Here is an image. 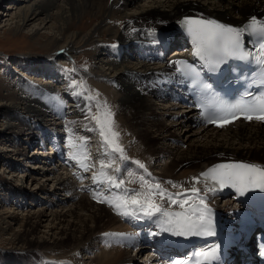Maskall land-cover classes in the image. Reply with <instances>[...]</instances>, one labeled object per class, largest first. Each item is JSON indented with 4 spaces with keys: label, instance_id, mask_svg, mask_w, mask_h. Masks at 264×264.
Segmentation results:
<instances>
[{
    "label": "bare ground",
    "instance_id": "obj_1",
    "mask_svg": "<svg viewBox=\"0 0 264 264\" xmlns=\"http://www.w3.org/2000/svg\"><path fill=\"white\" fill-rule=\"evenodd\" d=\"M12 1H14L16 7L14 16L10 17L11 20L16 18L17 21L15 22H18L16 24L18 27L33 23V26H36L34 30L36 34H44L50 39V42L55 43V51H57V54L65 52L66 49H69L73 45L77 46L82 44L88 37L86 34L68 32L67 29L65 30V25L74 17L80 16V14L90 10L94 6L91 0H66L62 4L59 0ZM127 2L135 6L138 0H112L109 4H111V7H115V5L118 4L126 6L128 4ZM112 9L113 8H111V10ZM132 9L133 10L130 11V19L119 34L120 44L117 47L120 50H124L125 45L136 46L139 44L138 41L140 40H158V42H161V40H170L169 35L160 38L161 33L166 30L174 32L175 25L179 23L184 16L202 20H214L220 24L235 28H242L248 24L251 17L264 20V0H216L215 2L213 0H148L142 4H137L135 8ZM4 16H9V13H5ZM10 18L5 19V21L10 20ZM54 18H57L56 22L58 25H56L57 23L51 22ZM6 24L7 23L2 26H6ZM100 25L101 23H99V27ZM68 27L69 26H67V28ZM39 29H43L45 32L39 33ZM151 30L158 31V39L154 36V31L150 32ZM245 37L246 33L243 38ZM181 38L187 45V42H189L192 36L189 33H183ZM133 39L138 41L132 43ZM131 46H128V48ZM115 52L118 53L116 49ZM102 54L107 53H103L102 51L101 55ZM122 56L124 55H120L117 61L113 59L110 60L107 57L106 65L109 66L108 69L112 72V76L114 72H117V75L114 74V77H106V74L99 69L94 71V75L88 72L83 73L78 69L84 84L87 85L88 75L96 76L98 79H94V81L97 83V80H100L98 81L100 85H97L100 86L99 90L104 92V96L107 99L117 98L116 118L120 124L123 125L122 122H128L129 126H125L126 129L129 130L127 134H124L126 143L131 139V135L132 140L137 142L138 146L145 150L146 157L148 158L144 159L141 156H136L141 158L140 162L147 170L145 171L136 165L135 161L139 160L134 158L136 153L134 157L132 156L133 152L130 150L132 147L130 143H127L129 152L124 151L127 160L122 161L118 153L112 154L114 159L118 161L115 165H118L121 170L120 173L114 171L112 175L116 174L118 179H123L125 177L122 187L139 191L141 190L139 177L144 176L149 184L159 183L163 188L167 189L168 192L176 193L182 192L183 189L191 188L193 183H195L192 179L193 177H198L208 169L220 165L219 162L221 161L238 160L260 167L264 166V130L261 127L254 124L236 123L233 126L215 130L194 125L191 113L186 111L179 112L178 109L172 106V102L168 99V94L158 89L156 86H150L151 83L148 81L149 76L146 74L150 71V67L146 64L150 61V58L146 61L145 57H143L140 59L139 65L129 67L125 64L126 61H120V59H125V57ZM24 57L25 56H21V58ZM174 57L176 59H182L183 53H177ZM102 60L103 59H101V61ZM45 61L47 60H43L42 58L36 62V65H33V62L30 66H32V69L35 67L36 70H39L38 68L43 67L45 70L47 67L44 65ZM161 64L162 63L159 62L157 68L161 66ZM48 68L50 67L48 66ZM165 68L166 63L162 66V69ZM51 70L52 72L54 70L55 73L51 72L46 75V77L48 76V82L52 84L56 82V85L58 82L63 85L62 80L64 79L57 74H60L58 68L55 67ZM141 72H143V74H141ZM42 73L43 72L39 74ZM21 86L26 88L25 85ZM27 86H29L28 83ZM112 86H117L118 89L113 90L111 89ZM31 89L32 93L29 94V98L26 97L27 104L22 110L17 109L18 111L12 113V115L9 114L14 121L12 125H8V129H10L8 136H11L10 138H13V135L16 134L14 129L18 126L16 124H19L21 126L23 125V130L25 131L23 135L32 134V136H34L37 132L39 138L42 140L44 138V133H42L41 130L37 131L43 123L40 122V120L42 119L44 121L50 118L53 120L56 118L61 119L63 113H60V110L62 109H66V113H69V117L66 119L67 122L77 121L80 123V126H83V129L86 128L94 131L89 125V121L87 122L88 119L86 120L87 106L90 102V99H87L86 96L83 95V98L81 96L80 99H76L73 102L64 103L60 98V96L64 95V92L60 91L59 94L57 92V95H51V89L48 90V88L46 91L40 88H38L40 90L36 88ZM117 93H119V95ZM153 95H156L160 101H163L160 103L161 105L158 104L157 107H159L164 115H167L165 116L166 119L162 115L164 121L167 123L159 116L158 113L160 112L157 113L155 111L156 107L151 100V96ZM176 95L177 92L173 91L172 96L176 97ZM63 99H67V97ZM39 102L41 104H39ZM52 102L54 103L52 104ZM40 107H42V109ZM3 109L4 105L0 102V115H3ZM44 115L48 118H45ZM55 116L56 118H54ZM26 119H28V121H26ZM179 128L181 129V135L177 133V129ZM94 129L99 132L97 128ZM53 131L49 132L51 136L54 134ZM185 137L187 138L184 141L183 139ZM18 138L12 141V143L18 142L12 144V148L15 149L17 147L15 149V154L22 155L24 149L22 144L24 143L29 146L31 140H29L30 138L28 136L21 140H18ZM79 139L81 143L75 148L73 153L78 157L80 155L83 157L84 152L81 150V145L86 138L81 137ZM182 144L184 145L182 146ZM21 146L22 148H19ZM43 148V143H41V146L36 148L37 151L31 162H38L46 159L45 162L42 163L45 168L42 170L45 172L43 171L39 177L22 175L21 178L19 177L20 184L17 183V185L9 182L4 183L6 187H4L5 192L8 191V196L13 195L16 202L24 201L26 197L30 196L29 198L31 199L32 197V200L27 203L32 204L37 200L35 202L36 205L43 202L47 206L49 203V206L52 207L56 205L57 207L49 210L48 208H39L36 210L26 209L19 215L0 208V221H4L5 219L9 222L19 221L20 219L23 221V224H20L21 226L19 228L21 232L17 233L15 237L18 241H21L22 246H27V250L16 247L11 248L17 251L21 250L20 253L23 255L15 261L17 264L25 263L24 254L26 252L31 253L34 249L33 246L39 243H52L54 247H58L73 242H77L74 248L80 247L84 250L83 253L85 256L87 253H90V255L86 256V260L89 261L88 264H136L137 259L142 255L144 257L151 255L156 264H158V262H162L159 264H166V262L162 261V257L158 252V238L156 237L158 231L160 229L162 231L159 223H154L146 219L135 220L122 216L108 203L96 202L98 200L93 198L94 193L103 192L104 195L111 196L120 191L118 189H113L112 192H108L106 189H101L102 187L99 188L100 185L92 181L93 173L98 172L100 169L99 161L103 159L107 164L110 157L108 159L103 156L97 163L92 162V159L89 157L90 163L88 165H90V167L89 170L85 172L80 166V163H74L72 160H67V163L61 161V164L54 161L50 162V157H46V155L49 154L44 155L46 151ZM49 148L52 153L54 150L53 146H49ZM86 150L87 153L93 151L89 149V147ZM51 155L54 156V153ZM157 156L161 157V159L162 156H165V160L154 169L155 165L151 164V158ZM26 158H28V156H26ZM242 158L246 160H242ZM13 160H20V158ZM27 161H29V159L25 160V164H18V162L11 161L9 167L22 170L20 166L25 167L30 164L29 162L27 163ZM145 161H147V163ZM47 164L49 166H47ZM115 165L113 163L112 168H117ZM96 166L99 168H95ZM33 167L39 168L41 166L33 164ZM57 170H60L59 174L57 173L58 175L56 174ZM26 179H28L27 182L30 185L28 189L23 185V180ZM169 181L172 183H168ZM49 182L51 183L50 191L45 186V184L47 185ZM173 183L182 185L183 187L174 188L172 186ZM195 186L202 190L201 194L203 195V189L205 188L203 179H201L199 183H196ZM208 187L216 188L215 192L207 193L205 201L211 209V218H216V223L221 227L230 225V228L234 229L233 225H235L239 230L244 228L248 229L252 223V213L246 210L247 208L245 205L241 204V199L233 192L219 188L218 184H213V182L208 181ZM35 189L37 190L34 192ZM144 190L148 191L147 185ZM37 191L39 193H44L49 199L46 196L37 197L35 194ZM152 191L155 190L153 189ZM57 195L60 199L56 197ZM50 197H52V200H50ZM61 199H64L67 205L63 204L62 201H60ZM154 199L156 203L170 211H183L178 204L171 205L167 201H162L159 196H155ZM7 202L8 200L5 203L7 204ZM1 205L2 203H0V206ZM45 221H47V223L43 224ZM40 227H45L47 229V233H43V235L46 236L44 238L38 236ZM162 232L169 236L168 239L161 240L162 247H164L163 255L167 257L168 260L176 251L174 246L183 243L187 238H179V236H174L169 232ZM121 233L125 235H117ZM97 238H100V240ZM174 239L178 240L173 244L167 243L168 241L172 242ZM139 240H152L156 246L153 250H147V252L142 253L143 251H141V248H138L137 244ZM99 245L100 247H98ZM92 248H95L94 250H97V252L91 256V253H93L91 251ZM127 248L131 250L129 251ZM49 254L50 253L46 252L45 255L40 254V256H35L33 262L29 261V263L43 264V256L46 264H56L55 259L51 258ZM72 255L74 256V253ZM176 261H181V259L174 257L171 260L173 264H176ZM5 263L13 264L10 261H6ZM59 263L87 264L84 262V259L79 256H75L74 259H67L66 262L62 261Z\"/></svg>",
    "mask_w": 264,
    "mask_h": 264
},
{
    "label": "rangeland",
    "instance_id": "obj_2",
    "mask_svg": "<svg viewBox=\"0 0 264 264\" xmlns=\"http://www.w3.org/2000/svg\"><path fill=\"white\" fill-rule=\"evenodd\" d=\"M59 1L62 4L66 0H59ZM91 1H93L94 6L90 10H88L87 12L83 14H80V16L74 17L68 22L67 25H65V30L67 29L68 32H78L81 34H86L88 35L87 39H85L84 42H82V44L77 45V46L73 45L69 49H66L65 52H60L57 54V51H55V48H56L55 43L50 42V39H48V37H46L44 34H38V33L36 34L34 32L36 26H33V23L18 27L16 25L18 22H15L17 21V19L14 18L13 20H11L10 17L14 16V11L16 7V5L14 4V1L0 0V102L3 103L4 105V109L2 111L3 115H0V203H2L0 208L4 210H9L19 215L20 213L24 212L26 209L36 210L39 208L41 209L48 208L49 210V209L57 208L56 205L51 207L49 206V203L47 206L43 202L41 204L36 205L35 202L37 200L33 202L32 204L27 203V202H31L32 200V197L31 199L29 198L30 196L26 197L24 201L16 202L13 195L8 196L9 194L8 191L5 192L4 190L5 182H9V183L17 185V183L20 184V178L22 175L30 176V177L31 176L39 177L44 171L42 169H45L42 163H44L46 160L44 159L38 162H31L37 150H35L34 148L33 149L25 148L24 143L22 144L24 148L23 154L22 155L15 154V149L17 147L13 149L12 144H15L18 142L12 143V141L18 137H19L18 140L26 138V135L25 136L23 135L25 132L23 130V125L21 126L19 124H16L18 125L17 128L14 129L16 134L13 135V138H10L11 136L10 137L8 136L10 132L9 131L10 129H8V125H12L13 124L12 122H14L13 119L10 117V115L18 111L17 109L22 110V108L27 104L26 97L29 98V94L32 93L31 88L34 87L38 89L41 87H47L48 89L49 88L51 89L50 86H53V84L48 85L50 82H48L47 80L48 76L46 77V75L52 72L51 70L52 68L61 67V63H63L64 61L60 57H63L65 60L64 62L65 67L60 69V72L64 74V77L69 82L72 83V81H76V85L74 86L76 92L78 91L80 84L83 83V81H81L82 78L79 75L78 69L81 70L83 73L88 72V73H92L93 75H94V71L96 69H99L106 74V77L112 76L111 74L112 72H110V69H108L109 66L106 64H107V56L108 58H111L113 56L112 53L114 52L111 50L112 53H109V52L107 53V50L105 48H108L110 43H113V45L111 46H115L116 43L120 44L119 34L120 32H122L125 24L130 19V13H131L130 11L133 10L132 8H135L137 4H142L144 2H147L148 0H140V1L138 0L135 6H133L132 3L129 4V2H127L128 4L126 6L118 4V5H115V7H111V4H109V2L112 0H91ZM207 1H210V0H207ZM213 1L215 2L216 0H213ZM15 2H18V0H15ZM109 6L113 9L111 10ZM5 13L7 14L9 13V16H4ZM9 18L10 20L5 21V19H9ZM56 19L57 18H54L51 22L57 23ZM5 23H7L6 26H2V25H5ZM99 23H101L100 27H99ZM56 25H58V23ZM67 26L69 27L67 28ZM38 31L39 33L45 32L43 29H39ZM115 49L116 51L120 50L118 47ZM102 51L103 53L105 52L107 54L101 55ZM21 56H25V57L21 58ZM50 57H54L53 60ZM42 58L43 60L48 58L46 59L47 61H45V63L43 62L45 67L47 66L46 67L47 69L45 68L44 70L43 67L38 68V64H37V68L39 70H36L35 67L32 69V66H30V64L34 62L33 65H36V62H38V60ZM101 59L103 60L101 61ZM71 60H73V62L71 63L72 65L70 67L69 62ZM122 61L124 62L126 61L125 64L128 65L129 67H135L136 65L140 64L139 63L140 61L138 62L137 60H132V59H126ZM73 64L77 65L76 70L78 74L76 71H71V69L74 70ZM48 66L50 68H48ZM113 66L117 67L116 65H113ZM149 66L151 65L149 64ZM41 72L43 73L39 74ZM57 74L60 77H62V75H60L59 73ZM114 74L117 75V72H114ZM114 74L112 77H114ZM94 79H98V78L96 76H91V75L87 76L88 87L91 90L92 96H96L97 101H100V102L107 101L109 107L111 108V111L114 114L113 119L115 121V130L120 133V137H119L120 145L123 147L125 152L126 151L129 152L127 148L128 147L127 143H130V145L132 146L130 150L131 152H133L132 156L134 157L136 153L134 157L135 159L137 158L139 161H141V158L136 157V156H141L142 158L146 159L147 157H146L145 150L142 147L138 146L137 142L132 140L131 135H130L131 139H129L126 143L124 134H127V131L129 132V130L126 129V127H129V126H128V122L127 123L122 122L123 125L120 124V122L116 118L115 111L117 108V105H116L117 98L115 99L113 97L114 99H109V98L107 99L104 96V92H102V90H99L100 82L98 83V81L100 80H97V83H96ZM34 82H36V86H34ZM27 83L31 87L23 88L21 86V85L26 86ZM45 83H48V84L46 85ZM53 83L56 84V82H53ZM55 84H54V88L56 87ZM57 85L60 87L61 92H64L62 89L64 87L63 86L64 84L61 85L57 82ZM47 88H45L44 91H46ZM111 89L117 90L118 87L112 86ZM52 90L53 89H51L50 92H52ZM83 94L86 96H90L86 90V87L83 91ZM117 94L119 95V93ZM64 95H66V93ZM64 95L60 96L61 100H63V98L66 97ZM75 97H78V95H75L73 98ZM151 100L154 101L152 102L154 103V106L156 107L155 111L157 113L160 112L158 114L162 119H163V116L166 119L165 116L167 115H164L163 112L159 109V107H157L159 104L158 101H160L157 98V96L156 95L151 96ZM69 102H71L70 99H69ZM91 102L92 103L89 105L88 108L91 107V112L94 115L97 112V109L94 106L96 104L93 102V100ZM162 102L163 101H161L160 103ZM39 104L41 103L39 102ZM40 108L42 109V107ZM86 116H87L86 120L88 119L87 122L89 121L88 122L89 125L93 129L94 128L98 129L96 122L92 120L91 116L89 115V109H88V112L86 113ZM45 118H48V117H45ZM26 121H28V119H26ZM164 122L167 123L166 121ZM72 125H73L72 129L73 131L75 130L74 132L76 133L75 135L76 139H79L76 136H84V137L87 136L86 137L87 139L85 140L87 143H85V141L83 143H85L86 145L85 147H87V149L89 147V149L91 148L93 150L88 153L90 159H92L91 160L92 162L97 163V161H99V159L103 156L109 159L108 156H105L103 154L104 149L101 147V138L99 136V132L94 130L93 131L94 133H92L90 132V130L86 128L85 129L81 128V126L79 124H76V122H73ZM179 129H177V133L178 135H181V132H180L181 129L180 130ZM186 138L187 137H185L184 139L182 138V139L185 141ZM184 144H182V146ZM19 148H22V146ZM26 156H28V158H26ZM16 157L18 159L20 158V160H13V159H17ZM164 158L165 156H162V159L161 157H158V156L151 158V164L155 165L154 169L158 167L159 164L164 162L165 160ZM27 159H29L27 163L29 162L30 164H28L25 167L20 166L23 171L16 170V169H13L12 167H9L11 161L18 162V164L19 163L25 164V160ZM110 159L115 161L114 165L118 163V161H116L113 156H111ZM242 160H246V159L242 158ZM145 162L147 163V161ZM33 164L40 165L41 167L39 168L33 167ZM47 166L49 165L47 164ZM115 166L118 167V165H115ZM97 167L98 166H96L95 168ZM108 170H109L108 172H110L109 174H113L114 171H112L111 169H108ZM59 172L60 170L59 171L57 170L56 174L57 173L59 174ZM27 180L28 179L23 180V185L25 188L28 189L30 185L27 182ZM50 185H51L50 182L47 183V185L45 184L46 188L49 191H50ZM101 189H104V188H101ZM36 190L37 189H35L34 192ZM35 194L37 197L46 196L44 193H39L38 191ZM56 197H58V195ZM50 198H51L50 200H52V197ZM10 199L12 202L10 201ZM58 199L60 198L58 197ZM64 199H61L60 201H62L63 204L67 205V202H64ZM7 200L8 202L6 204L5 202ZM20 204L22 205L26 204V205L22 206ZM45 223H47V221L43 222V224ZM20 224L21 225L23 224V221L21 219L19 221H11V222H9L7 219H5L4 221H0V264H7L5 263L6 261L8 262L10 261L13 264H17L15 261H17V259L23 256L20 253L21 250L17 251L16 249H11L12 247L23 248V250H27L26 248L27 246H22L21 241H18V239L15 237L17 233L21 232L19 231V228L21 226ZM45 229H46L45 227H40V230H39L40 232L38 233L39 237L41 238L46 237L43 235V233L45 234L47 233V229L46 230ZM97 239L95 240L96 241L100 240V238L98 240ZM76 244L77 242H73L67 245L64 244L62 246L54 247L52 243H48V244L39 243L38 245L33 246L34 249L32 250L31 253L26 252L25 253L26 255L24 254L25 263H22V264H30L29 261L33 262V259L35 256H40V254L45 255L46 252L50 253L49 254L50 257L54 258L56 263H59L62 261L66 262L67 259H71V258L74 259L75 256H79L80 258L84 259L85 263L88 264L89 261L86 260V256L90 255V253H87V255L85 256V254L83 253L84 250H82L80 247L74 248ZM98 247H100V245ZM94 249L95 248L91 249V251L93 252L91 253V256L96 254L97 252V250H94ZM73 253H74V256L72 255ZM42 260H44L43 264H46V261L43 256H42Z\"/></svg>",
    "mask_w": 264,
    "mask_h": 264
},
{
    "label": "snow or ice",
    "instance_id": "obj_3",
    "mask_svg": "<svg viewBox=\"0 0 264 264\" xmlns=\"http://www.w3.org/2000/svg\"><path fill=\"white\" fill-rule=\"evenodd\" d=\"M187 32L192 36L195 44L194 55L199 56L205 62V66L211 71H218L221 64L227 63L229 59L240 60L245 62H255L260 69L259 83L264 85V20L257 17H251L248 24L242 28H235L218 23L214 20H192L186 18L184 21ZM248 33L259 44L260 49L257 54L243 46L244 34ZM184 63V62H181ZM185 77H191V83L194 91L200 96L201 101L204 94L212 96L207 102H198L195 106L202 108L201 116L208 123L217 124L224 127L232 123L235 119L243 117L247 120L264 121V91L253 95L245 91L238 99L228 100L220 97L219 94L212 93V86L204 83L200 79V73L195 67L184 63L182 68L177 69ZM76 85V81H72ZM85 89L83 83L80 84L76 95H82ZM87 99L96 100V96H88ZM97 112L92 114L91 107L89 115L98 126L101 137V147L104 149V155L111 157L112 154H119V158L127 160L124 155V149L119 143L120 133L115 130V121L113 113L107 101H97L95 105ZM95 130V129H93ZM86 143V141H85ZM84 152L83 158L73 155L85 172L89 170L90 165L84 163L89 158L86 148L81 145ZM115 161L109 159L106 164L103 159L99 161L100 169L93 173L92 181L100 185L108 192L113 189L120 190L111 196L104 195L103 192L93 194V198L100 203H108L114 210L125 217L135 220H149L161 225L162 231L169 232L179 237H200L214 235L213 223L211 220V209L206 201L207 193L215 192V187H208V181L213 184H219L221 188L226 185L232 187L245 186L248 184L257 187L264 186V168L258 165L247 163L220 164L203 172L198 177H193L191 188L183 189L182 192L171 193L163 188L159 183L149 184L144 176H140L141 190L129 189L122 187L124 180L119 179L117 175L109 174L108 169L112 168ZM140 169L145 166L140 161H135ZM120 173V168L114 169ZM258 174V175H257ZM203 179L205 188L202 190L195 186ZM168 183H172L169 181ZM148 191H145V186ZM175 187L182 185L172 184ZM155 191H152V190ZM159 196L162 201H167L171 205H179L183 211L173 212L163 208L155 202L154 197ZM107 235V234H105ZM124 236L125 234H117ZM195 264H213L218 260L217 247H211L192 254ZM181 264V261H176Z\"/></svg>",
    "mask_w": 264,
    "mask_h": 264
}]
</instances>
